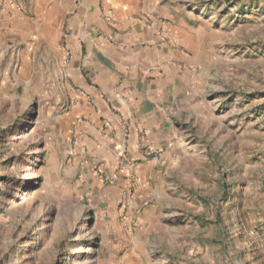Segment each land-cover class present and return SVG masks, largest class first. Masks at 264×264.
Segmentation results:
<instances>
[{"label":"rangeland","instance_id":"1","mask_svg":"<svg viewBox=\"0 0 264 264\" xmlns=\"http://www.w3.org/2000/svg\"><path fill=\"white\" fill-rule=\"evenodd\" d=\"M32 2L0 0V18H35ZM133 6L142 22L175 24L186 40L166 38L201 78L199 98L136 156L127 128L109 144L99 135L109 122L71 111L72 11L55 16L43 46L0 26V264H264V0ZM98 7L123 21L113 4Z\"/></svg>","mask_w":264,"mask_h":264},{"label":"crops","instance_id":"2","mask_svg":"<svg viewBox=\"0 0 264 264\" xmlns=\"http://www.w3.org/2000/svg\"><path fill=\"white\" fill-rule=\"evenodd\" d=\"M32 1L35 18L18 11L0 18V26L7 34L17 32L34 37L43 46L48 44L51 22L55 16L66 14L70 0ZM104 2L113 4L116 15L123 20L118 27L99 10V4ZM135 2L141 8L149 0ZM133 4L126 0L78 1L68 10L73 16L67 23L62 50L68 58L64 70L76 86L71 111L79 122H109V128L99 131L109 144L118 140L121 129L127 128L129 137L123 147L136 156L138 146L153 144L180 106L193 101V97L199 98L196 84L201 78L195 71L182 68L179 62L189 64L191 58L180 55L166 38L165 32L173 31L180 41L186 40L175 24L163 22L157 16L150 23L142 22L139 16L129 14L134 12ZM98 32L112 38L97 36ZM194 62L199 63L198 58ZM113 129L117 132L113 133ZM138 133L143 136L138 137ZM87 140L93 145L96 137L89 136ZM91 150L98 157L107 155L103 146L95 145Z\"/></svg>","mask_w":264,"mask_h":264},{"label":"built area","instance_id":"3","mask_svg":"<svg viewBox=\"0 0 264 264\" xmlns=\"http://www.w3.org/2000/svg\"><path fill=\"white\" fill-rule=\"evenodd\" d=\"M170 41V39H168ZM125 169L129 172V171H133V165H128L127 163L126 164H123Z\"/></svg>","mask_w":264,"mask_h":264}]
</instances>
